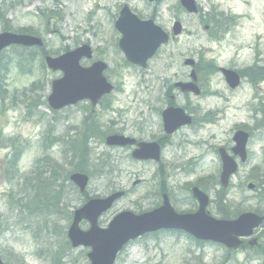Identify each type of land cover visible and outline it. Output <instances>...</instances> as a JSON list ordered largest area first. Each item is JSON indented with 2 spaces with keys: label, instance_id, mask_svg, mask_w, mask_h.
Returning <instances> with one entry per match:
<instances>
[{
  "label": "rangeland",
  "instance_id": "obj_1",
  "mask_svg": "<svg viewBox=\"0 0 264 264\" xmlns=\"http://www.w3.org/2000/svg\"><path fill=\"white\" fill-rule=\"evenodd\" d=\"M196 2L198 14L188 15L178 10V0H163L158 6L145 0H0V33L38 36L54 56L88 44L95 60L107 64L104 75L114 86L94 112L87 102L54 112L47 97L61 73L48 70L36 49L11 48L0 56V69L7 65L0 72V259L5 264H87V249H72L66 230L73 212L87 200L114 192L123 191L124 197L101 216L100 227L122 211L141 214L157 207L163 183L172 204L183 212L193 209L190 184H199L218 203L209 207L214 216L215 211L231 216L248 206L232 202L256 199L248 186L256 184L254 192H259L262 183L264 127L257 123L263 121L264 73L252 78L251 72L252 66L264 65V0ZM122 5L165 31L170 32L174 19L184 28L143 71L125 65L115 49L113 25ZM214 26L227 32L222 35ZM189 58L197 64L204 93L199 97L171 89L175 82L189 81L190 69L183 65ZM217 68L244 72L240 88L229 90ZM171 95L174 106L193 113L197 123L165 138L161 110ZM238 126L249 133L250 157L232 178L226 199L214 194L222 193L219 186L212 188L220 172L217 149L230 151ZM114 133L162 141L161 164L136 162L128 149L106 147L104 137ZM17 150L23 155L10 168ZM76 171L89 177L83 195L68 180ZM251 203L256 210V202ZM229 205H234L231 211ZM88 227L80 223L82 231ZM245 258L213 243L158 233L128 244L116 264H245Z\"/></svg>",
  "mask_w": 264,
  "mask_h": 264
},
{
  "label": "water",
  "instance_id": "obj_2",
  "mask_svg": "<svg viewBox=\"0 0 264 264\" xmlns=\"http://www.w3.org/2000/svg\"><path fill=\"white\" fill-rule=\"evenodd\" d=\"M149 2L157 0H148ZM181 6L188 13H195L196 8L193 0H180ZM117 28L123 35L120 42V48L125 53L128 61L144 67L145 62L155 52L156 48L165 41V35L158 28H154L150 22H139L134 16L124 11L122 18L117 24ZM174 34L180 32L178 23L174 25ZM33 46L41 45L36 38L25 35H13L3 33L0 35V51L10 45ZM82 57H90L89 50L86 47L79 48L73 52L67 53L57 59L46 58V64L52 71H61L62 80L55 81L52 84V95L49 97V104L53 109L61 108L64 105L73 104L81 99L89 98L93 103L102 95L109 93L110 87L105 84L101 75L103 65L95 64L90 69H82L79 61ZM192 65L191 62H187ZM227 84L230 88H235L238 84V78L235 74L222 71ZM195 80L193 74L191 75ZM183 92L194 90L193 83L178 84ZM164 127L167 134H171L181 125L187 124L188 119L184 118L183 112L178 109H168L163 114ZM123 138L111 137L109 144H123ZM234 140L237 146L233 149L235 154L244 156V146L246 135L238 133ZM136 159L147 160L158 157V147L155 144L142 145L140 150L133 154ZM223 172L221 174V184L226 187L228 177L235 171V165L226 156H222ZM71 180L77 184L81 191L86 185V178L80 175H73ZM116 194L102 202H95L97 205H87L77 211L74 215L73 223L69 229L68 237L72 246L83 245L91 247V253L88 254L90 264H113L115 254L121 245L128 239H133L145 232L155 231L162 228L181 229L188 232L196 239L210 240L226 245L228 248L236 247L237 241L232 235L244 236V221L233 224L226 221H215L204 213L207 203V197L196 189L193 195L200 203V209L196 214L178 216L170 208L166 197L164 205L152 213L134 217L131 214L124 213L115 218L109 229L98 230L96 228L97 217L110 207L111 203L120 196ZM88 206H93L94 210L88 213ZM87 214V215H84ZM125 219L126 225L117 226L119 218ZM86 219L91 224L90 231L82 233L78 229V223ZM243 217L240 219L242 220ZM0 264H3L0 261Z\"/></svg>",
  "mask_w": 264,
  "mask_h": 264
},
{
  "label": "flooded vegetation",
  "instance_id": "obj_3",
  "mask_svg": "<svg viewBox=\"0 0 264 264\" xmlns=\"http://www.w3.org/2000/svg\"><path fill=\"white\" fill-rule=\"evenodd\" d=\"M117 47H118V39L116 43V48ZM93 61H95L94 56H93V59H91V62H88V65L92 63ZM191 116H192V120H191V124L189 125V127H192L197 123V119L195 115L191 113ZM164 136L165 138H169V136H166L165 134ZM158 142L162 148L165 147V144L162 141H158ZM261 178H262V183L258 190L259 192H253L254 196L256 197V199H254L253 201L256 202L257 209L254 211L251 210L250 207L252 206V203H251L252 201L250 199H246L243 205H248L246 206L247 209H245L246 212L255 213L259 217H261L262 223H261L260 228L254 231V236H253L254 241L251 243L246 241L244 245L246 246V249H247L245 252H249L250 254L253 255V257L260 256L261 258H263V262H264V170H263V174ZM234 217L235 215L231 216V218L235 219L236 217L235 218ZM249 259L250 257H248L247 260Z\"/></svg>",
  "mask_w": 264,
  "mask_h": 264
},
{
  "label": "trees",
  "instance_id": "obj_4",
  "mask_svg": "<svg viewBox=\"0 0 264 264\" xmlns=\"http://www.w3.org/2000/svg\"><path fill=\"white\" fill-rule=\"evenodd\" d=\"M17 159H18V156H15L13 162L17 161Z\"/></svg>",
  "mask_w": 264,
  "mask_h": 264
}]
</instances>
